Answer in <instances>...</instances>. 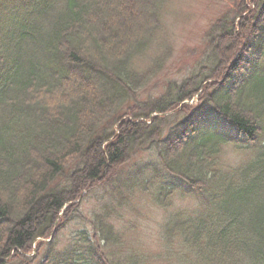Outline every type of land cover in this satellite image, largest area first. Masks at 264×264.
I'll use <instances>...</instances> for the list:
<instances>
[{
    "label": "trees",
    "instance_id": "1",
    "mask_svg": "<svg viewBox=\"0 0 264 264\" xmlns=\"http://www.w3.org/2000/svg\"><path fill=\"white\" fill-rule=\"evenodd\" d=\"M133 1L0 0V264H145L148 256L107 222L108 207L93 215L105 240L95 244L83 227L66 247L57 249V234L27 256L57 221L85 222L69 207L62 216L65 203L109 182L144 145L156 150V175L163 167L174 181L159 179L155 201L201 203L166 213L159 235L167 261L264 264V0H241L221 17L191 72L150 104L136 98L137 84L164 63L168 46L157 43L165 50L145 70L134 59L150 55L164 0ZM245 12L253 25L244 34ZM140 14L150 18L132 29ZM227 40L238 48L225 59ZM240 60L246 71L237 73ZM201 92L188 113L185 101ZM226 144L251 159L222 167Z\"/></svg>",
    "mask_w": 264,
    "mask_h": 264
},
{
    "label": "rangeland",
    "instance_id": "2",
    "mask_svg": "<svg viewBox=\"0 0 264 264\" xmlns=\"http://www.w3.org/2000/svg\"><path fill=\"white\" fill-rule=\"evenodd\" d=\"M129 2L134 1L129 0ZM163 3L162 28L159 26V30L155 33V41L148 52L150 55L147 54L142 58L136 57L134 59L136 66L145 70L151 65L152 56L165 50L163 46L161 48L156 47L157 43L162 42L164 46H168L169 53L164 63L150 74L143 84H137L136 98L149 104L169 94L166 93V89H169L167 87L171 81H181L191 72L203 54L206 47V36L210 29L215 28L217 23L219 24L221 17L228 13L232 14L235 6L241 3V0H164ZM135 4L140 8L143 3L140 2L139 5L136 2ZM144 8L149 9L146 4H144ZM245 14L247 12L244 13V16ZM149 18L146 14H140V17L132 22V29L138 28L139 24L148 21ZM263 19L264 7H261L258 20L260 22ZM249 24L253 25V20L251 22L247 15L242 19L241 32L245 34V27ZM212 30V35L215 36L218 30H214L215 32ZM126 35L127 33L123 34V36ZM223 45L227 48L225 59L233 49L238 48L234 45L232 47L228 40ZM245 47L243 45L240 48L241 57L244 55L243 58L250 54L249 48ZM233 60L231 61L233 62ZM240 61L239 66L235 68L236 71L233 69L230 70V73L246 71L245 60ZM201 94L202 92L199 93V96ZM188 104L191 108L187 112L191 113L200 104L198 96L196 95L195 100ZM124 109L122 106L119 112L121 113ZM168 132L169 130L166 129V133ZM251 157L252 152L237 150L232 144H226L221 154V165L224 168H233L250 160ZM157 161L156 150L144 145L143 148L133 150L120 168L116 167L117 169L111 173L107 180L109 182L100 186H92L89 194L83 200L80 197L81 207L79 211L84 215L80 219L86 221L69 222L67 227L63 228L56 237V240H59L57 249L66 247L74 230L83 227H87L88 230L93 215L108 207V210H112L114 215L107 219V222L111 223L115 230L121 233L123 240L132 247L131 250L136 249V253L148 256L145 264H174L169 260L167 261L164 256L163 243L159 235L165 215L179 206L194 209L201 203L195 196L183 197V195H176L171 198L173 206L170 205L168 208L155 201L153 189L159 186V179H163L167 183L174 182L163 167L159 168L160 176L156 175L153 165ZM145 184L149 188L148 191L143 189ZM119 195L124 196L125 199L120 198ZM59 226L60 224H57V228L54 229L55 233H57L56 230L58 231ZM88 232L91 234L89 230ZM51 238L52 235L38 238L33 244L32 252L27 253V256H34L39 249V242H48ZM108 250L110 249L104 248V251ZM18 261L10 264H39L40 258L37 257L30 262L25 258Z\"/></svg>",
    "mask_w": 264,
    "mask_h": 264
},
{
    "label": "bare ground",
    "instance_id": "3",
    "mask_svg": "<svg viewBox=\"0 0 264 264\" xmlns=\"http://www.w3.org/2000/svg\"><path fill=\"white\" fill-rule=\"evenodd\" d=\"M199 97V95H197ZM196 97V96H195ZM195 97H193L191 100H186L185 101V104H188L190 101H193L195 100ZM172 113V112H170ZM80 198H76L74 201H69L67 203H65V206L63 207L62 209V212L60 213L62 216H63V213L66 211L67 207H69L70 209L72 210H75L76 212H79V208H80ZM83 200V198H82ZM93 220L92 219V222L89 223V228L88 230L90 231L91 235H92V238H93V241L95 242L96 240L98 239H104V235L102 233V230L100 228H98L95 224H93ZM57 224H60L59 228H58V231L56 230L57 233L55 232H51L52 233V237H54L55 235L59 234L60 231L65 227L64 223H62V221H57ZM64 225V226H63ZM57 228V225L54 229ZM105 240V239H104ZM95 244H98L95 242ZM104 248L107 246V245H102Z\"/></svg>",
    "mask_w": 264,
    "mask_h": 264
}]
</instances>
